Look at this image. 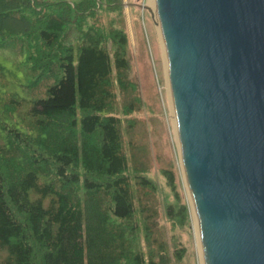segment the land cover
Listing matches in <instances>:
<instances>
[{
	"label": "trees",
	"instance_id": "16d2710c",
	"mask_svg": "<svg viewBox=\"0 0 264 264\" xmlns=\"http://www.w3.org/2000/svg\"><path fill=\"white\" fill-rule=\"evenodd\" d=\"M97 6L0 0V44L25 37L20 61L53 78L36 97L0 82V264H171L166 248L147 257L129 237L139 210L120 118L109 110L112 77L128 86L125 52L111 53L94 34L78 49L61 48L65 26Z\"/></svg>",
	"mask_w": 264,
	"mask_h": 264
},
{
	"label": "water",
	"instance_id": "95a60500",
	"mask_svg": "<svg viewBox=\"0 0 264 264\" xmlns=\"http://www.w3.org/2000/svg\"><path fill=\"white\" fill-rule=\"evenodd\" d=\"M155 6L203 263L264 264V0Z\"/></svg>",
	"mask_w": 264,
	"mask_h": 264
},
{
	"label": "rangeland",
	"instance_id": "374dc122",
	"mask_svg": "<svg viewBox=\"0 0 264 264\" xmlns=\"http://www.w3.org/2000/svg\"><path fill=\"white\" fill-rule=\"evenodd\" d=\"M64 1L74 5L80 0ZM150 1L97 0L98 6L84 22L65 26L61 48L78 49L94 34L111 53L125 52L130 64L128 86L118 87L112 77L110 85L115 96L109 110L120 118L128 157L126 175L130 176L139 210L128 221L129 227H137L129 237L135 251H142L147 257H158L166 248L171 264H203L197 217L185 181L174 120L166 50ZM121 37L125 38L124 45ZM25 52H29L25 37H13L0 44V62L13 73L1 74L0 82L21 93L24 88L35 97L43 96L53 78L39 76L24 66L20 60ZM136 173L149 179V185L135 179ZM182 249L183 255L178 257Z\"/></svg>",
	"mask_w": 264,
	"mask_h": 264
},
{
	"label": "bare ground",
	"instance_id": "6f19581e",
	"mask_svg": "<svg viewBox=\"0 0 264 264\" xmlns=\"http://www.w3.org/2000/svg\"><path fill=\"white\" fill-rule=\"evenodd\" d=\"M149 3H151V5H152V7H153V9H154V11H155V14H156V18L158 19V16H157V10H156V7H155V0H151ZM160 28V27H159ZM168 61V60H167ZM169 67V66H168ZM174 120H175V122H176V118H175V115H174ZM176 124V123H175ZM178 136V135H177ZM179 140V139H178ZM180 150H181V148H180ZM186 181V180H185ZM197 227H198V225H197ZM196 229H198V228H196ZM199 230V229H198ZM198 236H199V241H200V233H199V231H198ZM200 244H201V241H200ZM204 264V263H203Z\"/></svg>",
	"mask_w": 264,
	"mask_h": 264
}]
</instances>
